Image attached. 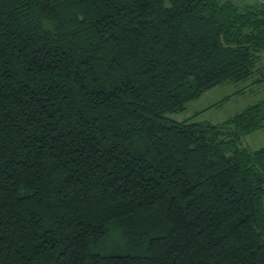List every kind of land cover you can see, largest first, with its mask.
I'll list each match as a JSON object with an SVG mask.
<instances>
[{"label":"trees","instance_id":"16d2710c","mask_svg":"<svg viewBox=\"0 0 264 264\" xmlns=\"http://www.w3.org/2000/svg\"><path fill=\"white\" fill-rule=\"evenodd\" d=\"M247 81L264 0H0V264H264V100L172 118Z\"/></svg>","mask_w":264,"mask_h":264},{"label":"rangeland","instance_id":"374dc122","mask_svg":"<svg viewBox=\"0 0 264 264\" xmlns=\"http://www.w3.org/2000/svg\"><path fill=\"white\" fill-rule=\"evenodd\" d=\"M235 1L247 2V0ZM250 84L251 81L220 84L199 99L189 103L184 112L172 118L177 121L221 124L247 107L264 100V83L249 87ZM242 146L251 151L263 148L264 129L244 136Z\"/></svg>","mask_w":264,"mask_h":264}]
</instances>
